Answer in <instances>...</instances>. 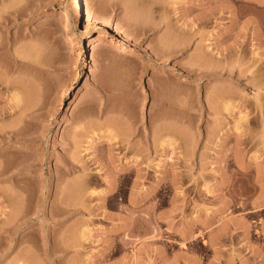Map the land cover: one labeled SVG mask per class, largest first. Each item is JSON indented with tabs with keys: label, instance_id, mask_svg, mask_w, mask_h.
<instances>
[{
	"label": "rangeland",
	"instance_id": "1",
	"mask_svg": "<svg viewBox=\"0 0 264 264\" xmlns=\"http://www.w3.org/2000/svg\"><path fill=\"white\" fill-rule=\"evenodd\" d=\"M80 4L0 0V264H264V0Z\"/></svg>",
	"mask_w": 264,
	"mask_h": 264
},
{
	"label": "bare ground",
	"instance_id": "2",
	"mask_svg": "<svg viewBox=\"0 0 264 264\" xmlns=\"http://www.w3.org/2000/svg\"><path fill=\"white\" fill-rule=\"evenodd\" d=\"M71 15H75V16H79L82 17L83 16V12H82V7L80 4V0H71V6L66 7L61 14V19L62 20H68L70 18ZM93 14L91 12H89L88 14L85 15L84 20L87 23H97L98 24V20L95 19V17H92ZM114 38V37H113ZM91 41V38L87 40V44L89 45ZM112 42H118L119 44H123V43H127L126 39L124 38V36H119L118 38H114L111 39Z\"/></svg>",
	"mask_w": 264,
	"mask_h": 264
},
{
	"label": "crops",
	"instance_id": "3",
	"mask_svg": "<svg viewBox=\"0 0 264 264\" xmlns=\"http://www.w3.org/2000/svg\"><path fill=\"white\" fill-rule=\"evenodd\" d=\"M92 14L93 17H95V19H97L101 24L106 23L109 20L105 10L100 11V9L96 8Z\"/></svg>",
	"mask_w": 264,
	"mask_h": 264
}]
</instances>
